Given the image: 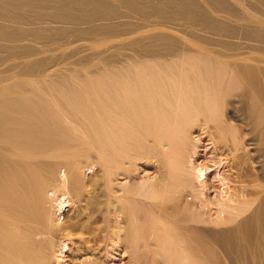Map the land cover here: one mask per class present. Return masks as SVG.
<instances>
[{
  "label": "bare ground",
  "instance_id": "bare-ground-1",
  "mask_svg": "<svg viewBox=\"0 0 264 264\" xmlns=\"http://www.w3.org/2000/svg\"><path fill=\"white\" fill-rule=\"evenodd\" d=\"M264 264V0H0V264Z\"/></svg>",
  "mask_w": 264,
  "mask_h": 264
},
{
  "label": "rangeland",
  "instance_id": "rangeland-1",
  "mask_svg": "<svg viewBox=\"0 0 264 264\" xmlns=\"http://www.w3.org/2000/svg\"><path fill=\"white\" fill-rule=\"evenodd\" d=\"M66 264V263H65Z\"/></svg>",
  "mask_w": 264,
  "mask_h": 264
}]
</instances>
